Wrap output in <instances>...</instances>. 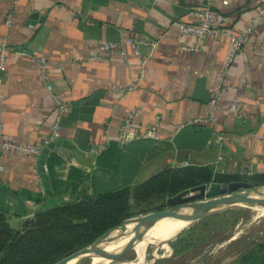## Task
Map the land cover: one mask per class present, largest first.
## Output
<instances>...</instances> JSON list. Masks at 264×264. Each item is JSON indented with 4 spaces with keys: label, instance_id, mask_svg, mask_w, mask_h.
<instances>
[{
    "label": "crops",
    "instance_id": "1",
    "mask_svg": "<svg viewBox=\"0 0 264 264\" xmlns=\"http://www.w3.org/2000/svg\"><path fill=\"white\" fill-rule=\"evenodd\" d=\"M141 1L19 0L8 28L4 19L10 0H0V38L11 48L0 102L2 136L31 144L51 132L55 103L41 80L37 56L46 58L49 80L69 105L62 122L66 145L51 151L45 164L51 195L32 157L0 150V208L9 212L13 227L20 228L37 211L134 186L187 163L211 166L219 173L264 175V17L247 34L224 80L230 41L209 37L201 52H182L174 26L177 21L192 23V8L209 7L226 16L229 29L239 36L264 0ZM43 28L48 29L44 44L36 51L25 50ZM128 38L154 44L142 49L148 63L141 80L142 58L128 45L122 53L94 59L105 42ZM114 86L135 89L120 98ZM220 86L238 88L243 118L229 111L233 94L225 92L215 123L187 125L191 119L209 117L210 101ZM101 92L91 115H73L72 104ZM131 112L132 134L144 135L159 124V138L122 144L121 127ZM90 142H108L110 147L93 157L87 151ZM28 194L43 201L35 203Z\"/></svg>",
    "mask_w": 264,
    "mask_h": 264
},
{
    "label": "trees",
    "instance_id": "2",
    "mask_svg": "<svg viewBox=\"0 0 264 264\" xmlns=\"http://www.w3.org/2000/svg\"><path fill=\"white\" fill-rule=\"evenodd\" d=\"M54 158L55 155H51V163ZM49 174L52 176L50 168ZM213 182H246L259 187L264 186V175L219 173L211 166L169 168L134 186L84 195L58 207L37 211L35 219L26 220L20 228L13 227L9 212L0 208V264H56L93 245L108 232L120 227L126 219L163 211L168 198ZM11 194L17 195L14 192ZM28 196L35 203L43 201L39 195ZM232 209L208 215L182 232L172 243L174 255L197 251L205 241L206 229ZM235 264H264V243L257 242L250 249H244Z\"/></svg>",
    "mask_w": 264,
    "mask_h": 264
},
{
    "label": "built area",
    "instance_id": "3",
    "mask_svg": "<svg viewBox=\"0 0 264 264\" xmlns=\"http://www.w3.org/2000/svg\"><path fill=\"white\" fill-rule=\"evenodd\" d=\"M19 0H10V10L6 14L4 22L8 28H11L14 21L15 11ZM189 15L193 18L192 23H185L177 21L174 26L179 31V45L182 52L189 53H199L204 47L205 40L209 37L212 38H224L230 41L231 50L225 64L223 72L224 77L230 68L231 64L235 60L236 56L242 52L244 41L249 32L252 31L253 26L261 21L264 17V6L260 9L259 13L251 20L249 26L246 28L242 35L236 36L228 27V18L221 13L212 10L209 7H196L192 8ZM188 40H192L189 43ZM125 45L132 48L135 55L142 58L141 61V71L140 80L145 76V69L148 63L147 58L142 55V49L148 46H154V44L136 38H128L120 42H105L100 48V53L94 56V59H101L103 55L113 54L115 52L123 51ZM262 48L264 51V38L262 40ZM11 52L7 41L0 38V102L3 101L2 94V83L3 75L7 70L8 57ZM36 61L39 65V72L42 82L45 84L46 88L49 90L51 99L55 103V114L53 117L51 132L47 137L43 138L37 143L23 144L12 139H6L2 136V129L0 128V150L5 154H23L30 156L35 160L36 165L40 156L46 148H48L52 143H56L63 139L62 134V122L66 116L69 105L63 101L59 94L54 90L50 80H49V64L46 58L42 56H37ZM135 86L120 87L114 86L113 91L120 96V98L127 97L133 90ZM225 92H232L233 96L229 105V111L236 114L238 118H243V113L241 109V100L238 95V88L235 86H220L214 93L210 101V114L208 118H194L191 119L187 125H206L209 123H215L217 118V108L223 94ZM135 112H131L123 121L121 127L120 141L122 144H127L131 140H139L145 138L158 139V128L159 124H155L146 134H132L134 127ZM183 127V126H182ZM221 139L216 141V144H221ZM109 143H94L90 142L88 145V154L93 157H100L109 150ZM188 166V163L186 164ZM3 167L0 165V171ZM45 172L47 169L45 167ZM244 175H251V173H245ZM45 189V188H44ZM35 215H32L31 219H35Z\"/></svg>",
    "mask_w": 264,
    "mask_h": 264
},
{
    "label": "rangeland",
    "instance_id": "4",
    "mask_svg": "<svg viewBox=\"0 0 264 264\" xmlns=\"http://www.w3.org/2000/svg\"><path fill=\"white\" fill-rule=\"evenodd\" d=\"M258 188H264V186H259ZM263 208L264 205L260 204L233 207V209L226 215H222L215 219L216 223L206 229L208 231L205 234V241L199 245L200 247L197 251H194V253L191 252L175 256L172 243L177 241L182 232L178 235H175L178 231L172 233L168 238L169 244L165 246L161 245L165 243V240L163 239V233H160L152 238V242L147 249L143 264H151L154 261L155 256L160 257L156 264H235L239 256L244 252V249H250L257 242L264 243ZM148 214L150 213L141 215ZM135 229L136 226L130 231L134 232ZM114 231H116V229L109 232L105 236L107 238L103 241H101V239L93 244L96 245L102 242L100 247H103L102 249H104V246L108 245V248L104 250L100 249L96 255H88L79 258L71 264H105L107 260L101 257V255L120 251L127 245L132 248L130 252L118 260L114 262L108 261V263H139L140 254L138 253L137 247L139 249L145 235L132 233L122 247L114 249L122 236V232L119 231H117L118 233L115 232L117 235L114 236L115 233H112ZM250 242L251 244L249 246L242 248V246ZM101 250L104 251V253L100 254L99 252Z\"/></svg>",
    "mask_w": 264,
    "mask_h": 264
},
{
    "label": "water",
    "instance_id": "5",
    "mask_svg": "<svg viewBox=\"0 0 264 264\" xmlns=\"http://www.w3.org/2000/svg\"><path fill=\"white\" fill-rule=\"evenodd\" d=\"M138 1L142 2L141 0ZM47 31V28H43L41 30V33L35 38L33 44L25 48V50L36 51L39 45H43L45 42L44 39L47 35ZM102 95L103 92L97 93L90 98H86L72 104L73 115H75V117L78 114L91 115L95 111L96 107L99 106V99L102 97ZM65 145L66 141L64 140H59L56 143H52L48 148L44 150V152L40 156L38 162L39 170L42 174L44 188L46 189V193L48 195H51L52 192L49 176L45 172L46 160L51 151L56 152L58 148ZM263 199L264 188L254 187L253 185L246 182L230 184L213 182L183 191L176 196L170 197L167 199L166 208L163 211L152 212L148 215H138L128 218L116 230H122L124 234H126L127 225L130 222L136 220L139 222L136 232L146 235L153 225L163 219L171 218L176 221L187 223V226H185L175 234L178 235L194 223L210 214L233 207L258 205L262 202ZM105 236L101 238L102 240L99 239L98 241H103L104 239H106L107 237ZM168 244L169 241L167 240L161 245L165 246ZM96 245H91L82 250H79L58 261L56 264H71L73 261L78 260L79 258H82L84 256L96 255L98 253L92 250V247ZM131 250L132 248L128 247L127 245L120 251L101 255V257H103L105 260H109L110 262H114L126 255ZM159 258V256H155L154 261L151 264H156Z\"/></svg>",
    "mask_w": 264,
    "mask_h": 264
},
{
    "label": "bare ground",
    "instance_id": "6",
    "mask_svg": "<svg viewBox=\"0 0 264 264\" xmlns=\"http://www.w3.org/2000/svg\"><path fill=\"white\" fill-rule=\"evenodd\" d=\"M260 205H264V199L262 200V202L260 203ZM263 210H264V208H263ZM138 224H139V222L136 221V220L130 222L127 225V233L126 234H124V232L122 230H119V232H122V236H121V239L119 240L118 244H116V246L114 247V249L115 248H120V247H122L126 243L128 237L132 233L134 234L136 232ZM135 226H136V229L134 230V232H131L130 230L133 227H135ZM185 226H187V223H184L182 221H176V220H173L171 218L163 219V220L159 221L158 223H156L155 225H153L152 228L149 230V232L145 235V237H144V239L142 241L141 246H139V249L136 246L137 247V250H138V253L140 254V261H139V263H136V264H143L144 263V258L146 256L147 249L149 248V246H150V244L152 242V238L153 237H155L156 235H158L160 233H163V239L166 242L168 240L169 236L172 233L181 230ZM117 233H115L114 236L117 235ZM101 244H102V242L100 244H97L96 246L92 247V250L97 253L100 249L103 248V247H100ZM108 247H109L108 245L107 246H104V249H106ZM104 249H102V250H104ZM102 250L99 252L100 254L104 253V251H102ZM108 261L109 260H107L105 262V264H115V263H108Z\"/></svg>",
    "mask_w": 264,
    "mask_h": 264
}]
</instances>
